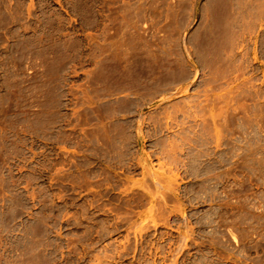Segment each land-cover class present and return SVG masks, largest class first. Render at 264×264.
I'll list each match as a JSON object with an SVG mask.
<instances>
[{
    "label": "rangeland",
    "instance_id": "rangeland-1",
    "mask_svg": "<svg viewBox=\"0 0 264 264\" xmlns=\"http://www.w3.org/2000/svg\"><path fill=\"white\" fill-rule=\"evenodd\" d=\"M0 264H264V0H0Z\"/></svg>",
    "mask_w": 264,
    "mask_h": 264
}]
</instances>
